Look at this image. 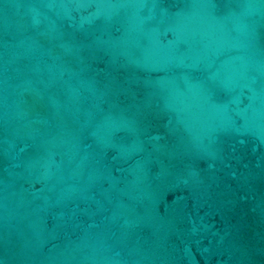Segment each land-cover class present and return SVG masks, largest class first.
<instances>
[{"label":"water","instance_id":"water-1","mask_svg":"<svg viewBox=\"0 0 264 264\" xmlns=\"http://www.w3.org/2000/svg\"><path fill=\"white\" fill-rule=\"evenodd\" d=\"M0 264H264V0H0Z\"/></svg>","mask_w":264,"mask_h":264}]
</instances>
